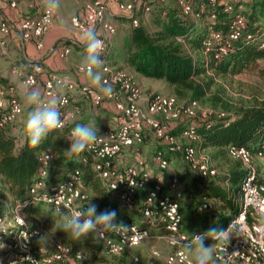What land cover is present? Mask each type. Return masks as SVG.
Returning a JSON list of instances; mask_svg holds the SVG:
<instances>
[{
  "label": "built area",
  "instance_id": "2783aa9c",
  "mask_svg": "<svg viewBox=\"0 0 264 264\" xmlns=\"http://www.w3.org/2000/svg\"><path fill=\"white\" fill-rule=\"evenodd\" d=\"M0 1L15 8L19 0ZM155 1L139 0V11L149 14ZM252 1L255 0H208V5L201 4L194 10L191 0H177V6L179 14L184 17H205L208 36L203 45L219 57L232 51L234 41L242 35L246 26L247 4ZM106 8L104 0H85L84 16L75 14L69 21L70 27L84 38L79 46L86 53L95 55L100 64L102 75L99 85H78L55 73L40 80L42 66L38 62L33 63L27 72L17 66L12 72L35 103L28 120L29 133H37L52 121L47 111L54 113L55 128L61 130L68 126L72 114L79 112L77 106L69 109L75 91L94 106H102L104 100L111 102L118 117L117 123L105 121L96 132H81L70 127L67 139L76 140L74 150L79 149L90 157L97 177L107 192H114L119 206L128 212L138 210L140 218L137 222L114 221L109 216L98 214L96 205L80 188V171L74 170L64 178L52 181L48 175L54 155L43 152L37 156L38 168L26 195L15 202L9 201L4 212L0 213V264H70L83 257L80 249H73L61 240L46 239L40 227L29 223L26 209L40 203L56 211H64L68 224L76 233H91L108 254H128L143 241L155 239L165 243L170 250L161 256L158 249L151 248L153 261L149 264H198L188 248L201 235H190L181 229L179 199L182 192L178 176L173 174L169 178V191H165L161 176H153L145 168L143 159L135 158L123 169L115 165V160L129 148L137 150L145 131L151 129L154 136L165 144L164 152L157 149L152 158L160 170L168 167L164 153H179L198 177H215V167L200 157L198 149L180 141L179 137L199 138L193 124L185 126L178 135L167 132L170 121L180 115H194L199 103L191 99L178 103L172 94L142 95L139 85L124 69L102 61L109 49L111 36L116 32V26L106 19ZM117 8L123 13L131 12L129 15L125 13L131 26L138 24L137 16L133 14L135 2H118ZM218 10L226 13L227 19L223 20L227 21L226 31L215 27ZM53 14V4L43 0L38 14L19 22L20 43L25 45L33 40L35 48L40 50L42 37L49 30ZM13 28L14 25L0 12L2 53L6 52ZM245 38L264 48V29L256 34H246ZM71 51L72 48L66 45L59 55L66 59ZM257 62L264 69V56ZM76 69L84 75L91 74L93 63L78 64ZM21 113L22 105L15 86L0 85V127H9L14 132L13 124ZM227 153L241 161L245 173L239 183L236 212L223 228L207 235L213 241V264H264V175L258 176L250 150L228 145ZM146 187L141 200H138V193ZM210 205L206 202L202 208ZM132 257L133 260L138 259L137 256Z\"/></svg>",
  "mask_w": 264,
  "mask_h": 264
},
{
  "label": "trees",
  "instance_id": "16d2710c",
  "mask_svg": "<svg viewBox=\"0 0 264 264\" xmlns=\"http://www.w3.org/2000/svg\"><path fill=\"white\" fill-rule=\"evenodd\" d=\"M196 1L208 5V0ZM137 3L138 1H135L136 5ZM251 4L242 35L234 41L233 50L225 55L215 57L213 50L205 49L203 41L208 33L202 28L199 29L196 21L180 15L175 5L167 6L157 0L150 12L154 14L152 22L155 29L150 32L140 23L132 26L126 48V64L143 77L164 81L171 87L172 95L176 99L187 98L212 106L219 105V111L212 112V115H180L167 124V132L178 135L185 126L193 124L199 137L193 142V146L202 149L214 148L228 158H231L227 153L228 145L244 147L250 150L252 155L264 152V147H261L264 142V98L252 97L235 101L224 99L223 89L216 87L214 78L236 74L264 56V48L245 38L246 34H256L260 31L256 21L261 22L259 20L262 19L264 23V0H255ZM193 9L196 10L197 6H193ZM24 18L27 16L22 19ZM226 19V13L218 10L215 27L226 31L227 21H223ZM9 22L16 26L15 22ZM176 122L178 124L173 127ZM68 129L69 125L59 130L54 127L52 121L37 133H29L26 126L21 135L10 131L9 127H0V198L15 202L24 197L38 168L37 156L48 151L54 155L49 178L59 180L74 170H79L81 185L94 195L96 212L109 216L114 221H122L127 214L126 210L119 206L114 192L105 190L92 168L90 157L79 149L74 150L77 141L67 139ZM232 160L223 178L229 183L233 195L225 193L220 180L216 181L214 177L197 176L199 183L193 182V188L190 189L186 186L185 190L191 191L184 204L179 202L181 229L190 235H201L192 245H207V235L223 228L237 210L235 193L238 192L237 188L245 169L239 159ZM256 171L261 177L262 173L258 169ZM146 190L147 187L138 193V200H141ZM206 202L211 205L202 208ZM214 202L222 203L231 213L226 214L223 210L214 209ZM55 211L51 206L40 203L26 209V218L30 224L35 225L38 217L52 219ZM70 229L78 238L75 239L72 234L66 237L64 242L73 249L90 245L95 240L91 233L80 235L73 228ZM93 258L96 260V257ZM94 262L114 264L105 263L100 259Z\"/></svg>",
  "mask_w": 264,
  "mask_h": 264
},
{
  "label": "rangeland",
  "instance_id": "374dc122",
  "mask_svg": "<svg viewBox=\"0 0 264 264\" xmlns=\"http://www.w3.org/2000/svg\"><path fill=\"white\" fill-rule=\"evenodd\" d=\"M46 1L53 4L54 14L60 17V23H61L60 25H64L68 29H72L69 25L70 18L72 15L75 14L78 15V13L81 10H83V4L85 0H46ZM104 1L106 2V4L108 3V1L113 2V4L117 7L118 2L134 3L135 1H139V0H104ZM42 2L43 0H22V1L19 0L20 4L18 3L16 7L19 8L17 10H19L20 17L21 18H23L24 16L30 17L38 14L42 8ZM61 3H65V4L68 3V4H66L65 7L63 5L61 6ZM191 3H193V6H197V7L201 5V2H198L196 0H191ZM163 4L164 5L166 4L167 6L169 4L177 6V0H165ZM252 4L251 3L247 4L248 6L247 12H250L249 6ZM59 5L60 8L57 11L56 7ZM1 7L2 6L0 4V9ZM111 11H113L114 13H118V11H114L112 9ZM120 12L122 13V11ZM125 13L129 15L131 12L128 11ZM158 13L160 14L162 12H158ZM133 14L137 16L138 23L142 24L150 32L153 30L154 26L150 23L151 21L145 19L146 14H143L139 10ZM116 19H118L117 21H119L117 23V27H119V29L122 32L124 31L126 32V29L123 28L121 22H123V24L125 25H128L127 22L128 19L127 18L125 19L118 15H114L111 21H116ZM259 21L261 22L256 21L257 26L260 28L259 30H263L264 29L263 20L261 19ZM11 22H15V21H11ZM196 22L199 24L198 28L201 29V27L203 26L202 30L205 31V25H206L205 17L202 16L201 21H196ZM200 24H202V26H200ZM11 38L12 36L10 35L5 50L6 52L2 53L0 49V85L3 86L7 84H12L15 86L16 94L23 108L21 115L18 116L17 120L13 124V129L15 130L14 132H17V134L21 135L22 129L28 125V120L31 114L33 113V107L35 106L34 105L35 103L32 102L30 95L27 94L24 91V89L18 88L15 79L10 80L8 77L10 71H12L15 66L18 67L19 62L22 59L19 58L17 60L16 57L21 55V51L17 49L15 46H13V44L11 43L12 40ZM124 45H126V42ZM83 55L84 58L82 61H89V62H92L93 60L95 61V57L88 56L89 54L88 55L83 54ZM121 66L122 65L118 64V67L124 68L123 66L122 67ZM125 71L132 77L134 82L137 85H139L142 95H147V94L151 95L153 93L173 94L171 87L168 86L162 80H157L153 78H142L140 76L136 77L133 76L132 71L131 72H129L128 70ZM12 78H14V76ZM214 78H215L216 87H221L223 89L222 97L224 99H231L232 101H235L236 99H251L252 97L264 98V69L260 68L258 62H255L250 67H247L236 74L226 75V77L224 78L220 76H215ZM184 100H189V99L187 98L177 99V102L181 103V101ZM104 102H105L103 104L104 108L101 107L98 108V106H94L93 104H91L89 100H86L79 95L76 101L74 100L70 102V106L79 107V111L81 112L80 115H84V114L87 115V113L94 112L95 114L94 118L91 117L92 125L93 124L101 125L103 121L106 122L111 121L117 123L118 117L113 109L111 102L107 100H104ZM69 109L72 108L70 107ZM219 109H220L219 105L212 106L208 103H199V108L196 110L194 115L201 117L208 116V115H212V112H218ZM47 112L52 122H54V113L52 111H47ZM107 112L115 113L113 114V116L115 115L116 119L110 118ZM176 124H178V122H176L173 127H176L175 126ZM78 127L82 128L80 126ZM10 131L12 130L10 129ZM87 131L91 132V129H84V131L81 132H87ZM179 138L183 144H193V142L195 143V140L184 139L181 137ZM261 147L264 146L261 145ZM157 149L163 151L165 149V144L162 141H160L158 138H156L151 130L147 129L145 131L143 142L138 146V149L135 150L134 148H129L124 152V157L125 159H127V162L124 163L123 164L124 166H121L120 169H123L127 164L134 161L135 158H141L145 161L147 165L146 169L149 170L153 176L156 175L161 176V180L164 184L165 191L168 190L167 182L169 178L173 174H176L179 179V189L182 192L179 202L180 204H184L191 191V190L186 191L185 190L186 186L189 187V189L193 188L192 183L197 181L199 183L200 180L197 179L198 177L195 174V171L191 168L189 163L183 161L179 153H167V152L164 153L165 157H167L168 159V167L164 170H160L156 165V163L154 162V160L152 159L154 152ZM197 149L200 154V157H202V159H206V161L209 164L215 167L217 174L214 178L216 181L220 180V185L223 189H225V193H227L228 195H233V191L231 190L229 183L223 178L229 168V165L233 162L232 160L233 157L228 158L225 154L219 153L216 149L211 147L203 148V149L201 147L200 148L198 147ZM251 159L256 170L258 169L260 172L261 168L264 169V152H258L256 155H251ZM52 181H56V179L53 177ZM80 188L88 195L89 200L94 202L93 201L94 195L90 193L89 189L83 185H80ZM238 189L239 186L237 188V191ZM235 194H236L235 201L237 202L238 192ZM9 201H10L9 199H6L4 201V199L0 198V209H2V212H4L5 208L7 207V203ZM213 205H214V209L218 211L223 210L226 214L231 213V210L226 209L225 206L222 205V203L214 202ZM126 213L127 214H125V218L122 219V221L124 220L128 221L129 219L131 221L137 222V220L140 218V213L138 210L130 211V212L126 211ZM52 215H53L52 219L48 217L46 218L38 217V222L37 224H35L36 226L40 227L46 239L65 241L66 237H69L72 234L75 235V233L70 229V225L67 222V215L65 212L58 213L55 211V213ZM77 238L78 237L75 235V239ZM212 245H213V241L208 240L207 245L193 244L188 248V251L192 256V258L198 264H213L214 261L212 256ZM151 248L158 249L160 251L161 256L165 255L170 250L162 241H156L155 239L154 240L151 239V240L143 241L140 245L132 249L128 254L113 255L106 253L101 243L95 238L92 244L81 245L80 248H78L82 251L83 257L80 260L74 261L70 264H97L95 262L93 263V261L99 259L102 260L103 262L105 261V263H114V264H120V263L149 264L151 261H153L152 257L150 256ZM132 256H137L138 259L133 260ZM93 257H96V260H94Z\"/></svg>",
  "mask_w": 264,
  "mask_h": 264
},
{
  "label": "crops",
  "instance_id": "0c3cea01",
  "mask_svg": "<svg viewBox=\"0 0 264 264\" xmlns=\"http://www.w3.org/2000/svg\"><path fill=\"white\" fill-rule=\"evenodd\" d=\"M22 1V0H21ZM159 1V0H157ZM165 0H162L160 2H164ZM19 3V2H18ZM1 4V15L3 17H5L7 20L9 21H15L16 26H14V28L11 30V36H12V40L11 43L13 44V46H15L17 49H19L21 51V55L16 57L17 60L19 58H22L19 62V68H21L23 71L27 72L29 70V66H31L33 63H40L42 66V70L41 73L39 74V79L43 80L45 77H47L48 74L50 73H55L60 75L61 77H63L65 80H69V81H73L76 84H81V83H91L93 85H99V79L102 75V72L100 70V64L97 62V60H93V71L91 72V74L88 75H84L82 73H79L76 69V66L78 64L81 63H85V62H89V61H82L84 58L83 54L88 55V53H86L84 50H82L81 45L79 46V43L81 41H83V37H81L76 31H74L73 29H68L66 26L64 25H60V17L56 16L55 14H53V19H52V23L49 27V30L43 35L42 37V41H43V47L40 50H37L34 46V42L33 41H28L25 45L20 43V39H19V33H18V24L21 21V17L19 14V8L16 7L15 8H10L8 7L6 4L0 2ZM20 4V3H19ZM68 4V3H66ZM65 3H61V6H65ZM19 7V6H18ZM66 7V6H65ZM177 9L179 10L178 6H176ZM57 11L60 8V5L56 7ZM118 11V13H114L113 11ZM138 5H136V11L135 13L138 11ZM18 13V14H17ZM84 10H81L78 15L80 16H84ZM114 15H118L120 17H123L126 19V14L125 13H121L117 7L113 4V2H109L107 3V8H106V19L109 20L110 22H112L115 26H116V32L115 34H113L111 36V42H110V46L109 49L106 51V53L103 55L102 57V61L106 62L112 66L118 67V64L122 65L125 70H128L129 72L132 71L133 76H140L142 78H146L143 77L141 75H139L138 73L134 72L125 62V58H126V48H127V44L129 42V32L132 28V26H130L129 21L128 25H125L122 23L123 28L126 29V32H122L119 27H117V23L119 21H117L118 19H116V21H111ZM154 14L153 13H149L146 15L145 19H148V21H151L150 23L154 26L153 29H155V24L152 22L153 20ZM189 19L192 21H201V18H195L194 16H189ZM199 25V24H198ZM200 26H202V24H200ZM203 28V26L201 27ZM122 33H121V32ZM126 42V45H124ZM69 45L72 48L71 54L68 58L63 59L60 57V52L63 49L64 46ZM74 52V53H72ZM85 52V53H84ZM88 56H92L95 57V55H91L89 54ZM34 57V58H33ZM81 59V60H79ZM96 59V57H95ZM121 66V67H122ZM120 68V67H119ZM14 76V78L12 77ZM10 80H14L16 81V85L18 86L19 89L21 88L20 82L17 79V77L12 74V71H10L9 75H8ZM82 96L78 91H75L71 97V102L72 101H76L78 96ZM83 97V96H82ZM87 100V99H86ZM105 103V102H104ZM103 103V104H104ZM99 106L98 108H104V106ZM72 108L73 106L69 105V108ZM23 108V107H22ZM25 110V109H24ZM108 111V110H107ZM80 111L77 113L72 114V117L69 120L68 125L70 127H74L80 131H84V129H91V132H96L100 129L101 125H92V121H91V117L94 118V112L92 113H87L84 115H80ZM108 116L110 118L116 119V116L113 114V112H107ZM88 122V123H86ZM111 122V121H109ZM78 126L82 127L79 128ZM88 126V127H86ZM86 127V128H84ZM127 162V159H125L124 157V153L119 155V157L115 160V165L117 167H121L124 166L123 164ZM146 163H145V168H146ZM260 172L262 173V175H264V169L261 168Z\"/></svg>",
  "mask_w": 264,
  "mask_h": 264
}]
</instances>
